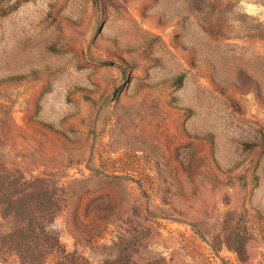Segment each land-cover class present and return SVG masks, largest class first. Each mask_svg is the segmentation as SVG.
<instances>
[{
  "label": "rangeland",
  "instance_id": "rangeland-1",
  "mask_svg": "<svg viewBox=\"0 0 264 264\" xmlns=\"http://www.w3.org/2000/svg\"><path fill=\"white\" fill-rule=\"evenodd\" d=\"M0 264H264V0H0Z\"/></svg>",
  "mask_w": 264,
  "mask_h": 264
}]
</instances>
